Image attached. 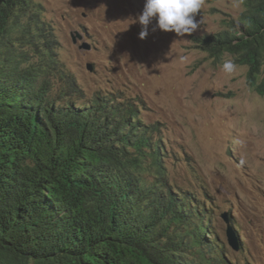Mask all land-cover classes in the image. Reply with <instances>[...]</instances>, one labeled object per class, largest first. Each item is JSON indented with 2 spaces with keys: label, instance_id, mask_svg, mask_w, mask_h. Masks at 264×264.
Listing matches in <instances>:
<instances>
[{
  "label": "trees",
  "instance_id": "1",
  "mask_svg": "<svg viewBox=\"0 0 264 264\" xmlns=\"http://www.w3.org/2000/svg\"><path fill=\"white\" fill-rule=\"evenodd\" d=\"M241 1L238 19L197 39L246 64L264 96V0ZM43 12L0 0V264L229 263L205 197L168 181L141 99L55 89L59 41Z\"/></svg>",
  "mask_w": 264,
  "mask_h": 264
},
{
  "label": "rangeland",
  "instance_id": "2",
  "mask_svg": "<svg viewBox=\"0 0 264 264\" xmlns=\"http://www.w3.org/2000/svg\"><path fill=\"white\" fill-rule=\"evenodd\" d=\"M38 1L59 41L55 89L68 82L88 96L111 91L141 99V121L161 126L157 136L166 148L168 181L205 197L210 229L227 264H264V96L249 84L246 64L235 62L236 72L225 73L223 61L235 57L227 53L218 60L197 39L227 28L225 19H238L243 2L205 0L196 32L180 37L152 31L153 21L142 40L135 21L144 0ZM74 29L92 49L73 42ZM224 212L239 250L229 244Z\"/></svg>",
  "mask_w": 264,
  "mask_h": 264
},
{
  "label": "clouds",
  "instance_id": "3",
  "mask_svg": "<svg viewBox=\"0 0 264 264\" xmlns=\"http://www.w3.org/2000/svg\"><path fill=\"white\" fill-rule=\"evenodd\" d=\"M205 0H144L143 9L136 17L141 25L140 39H145L149 34V26L155 21L152 31L159 30L174 32L177 36L191 35L200 29L202 20H197ZM222 69L227 74L237 70L234 59H225ZM255 90V89H254ZM257 92V91H256Z\"/></svg>",
  "mask_w": 264,
  "mask_h": 264
},
{
  "label": "water",
  "instance_id": "4",
  "mask_svg": "<svg viewBox=\"0 0 264 264\" xmlns=\"http://www.w3.org/2000/svg\"><path fill=\"white\" fill-rule=\"evenodd\" d=\"M71 37L73 42L76 44L78 43L80 40H82V43L80 44L81 48L84 49H92V44L90 42H88V40L85 39V34L78 30V29H74L71 31ZM88 69L90 71L93 70V64L89 63L88 64ZM223 218L225 219L226 223H227V235H228V241L229 244L236 250H239L241 247L240 244V240H239V236L231 222V218L229 216L228 212H224L222 214Z\"/></svg>",
  "mask_w": 264,
  "mask_h": 264
}]
</instances>
